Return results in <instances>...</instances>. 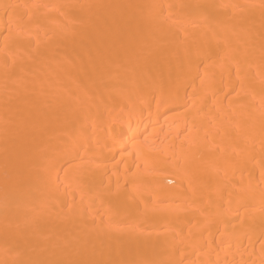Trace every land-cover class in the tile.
Here are the masks:
<instances>
[{
    "label": "bare ground",
    "instance_id": "bare-ground-1",
    "mask_svg": "<svg viewBox=\"0 0 264 264\" xmlns=\"http://www.w3.org/2000/svg\"><path fill=\"white\" fill-rule=\"evenodd\" d=\"M0 264H264V0H0Z\"/></svg>",
    "mask_w": 264,
    "mask_h": 264
},
{
    "label": "rangeland",
    "instance_id": "rangeland-1",
    "mask_svg": "<svg viewBox=\"0 0 264 264\" xmlns=\"http://www.w3.org/2000/svg\"><path fill=\"white\" fill-rule=\"evenodd\" d=\"M169 184H172V182L167 181Z\"/></svg>",
    "mask_w": 264,
    "mask_h": 264
}]
</instances>
